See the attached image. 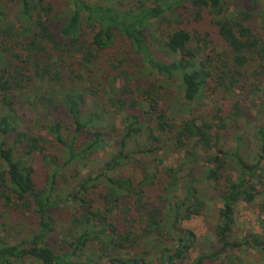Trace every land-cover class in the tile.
I'll return each mask as SVG.
<instances>
[{
  "label": "trees",
  "instance_id": "obj_1",
  "mask_svg": "<svg viewBox=\"0 0 264 264\" xmlns=\"http://www.w3.org/2000/svg\"><path fill=\"white\" fill-rule=\"evenodd\" d=\"M235 1L0 0V206L28 221L0 264H264L234 234L240 203L264 215V0Z\"/></svg>",
  "mask_w": 264,
  "mask_h": 264
},
{
  "label": "rangeland",
  "instance_id": "obj_2",
  "mask_svg": "<svg viewBox=\"0 0 264 264\" xmlns=\"http://www.w3.org/2000/svg\"><path fill=\"white\" fill-rule=\"evenodd\" d=\"M238 1V0H237ZM235 0L232 3L231 9L234 8ZM174 90V96L172 98L167 97L164 106L167 109V112L170 114V116L173 115L174 112H176L179 106H182L184 103L183 100L176 95V86H173ZM211 89H208L207 91V97L202 107L204 111L207 114L214 113V110L217 108L216 105L219 102L218 97L211 96ZM237 99V96H234L229 101H220L223 102L220 106L226 110L225 115L229 114L231 111V102ZM257 103L258 100L254 99L253 97H248L242 100L241 102V108L242 113L236 114V119L240 121L241 126L243 127V130L248 132L247 135L251 132V122H249L247 117L249 115H253L256 113L257 110ZM248 114V115H247ZM121 116H117V123H120ZM234 124V123H233ZM38 132H41L43 135H46V131H43L41 129L38 130ZM245 135V136H247ZM106 154V153H105ZM105 154H101L102 157L105 156ZM163 157L166 160V164H175L184 154L183 151H176L174 148H169L166 152H164ZM219 206V203L211 204L209 207V210L204 213L203 216H196L192 218L189 221L184 222V226L186 228L191 229L198 237L199 244L195 247V249L191 252L189 261H191L201 249H205L208 246L214 242V225L215 220L217 216V208ZM236 228L234 231L235 237H239L243 234H245L247 231L254 230L257 232H264V215L261 214L259 208L255 204H247V203H240L236 210ZM67 220V219H66ZM63 218V222L66 221ZM28 225V221H25L24 219H21L20 216L16 215L15 219H9L8 216L4 213V208L0 206V236L3 238L11 241L15 240L18 236V231H23L24 227ZM25 264H37L34 262H27ZM247 264H260V260L258 256L252 254H247Z\"/></svg>",
  "mask_w": 264,
  "mask_h": 264
}]
</instances>
